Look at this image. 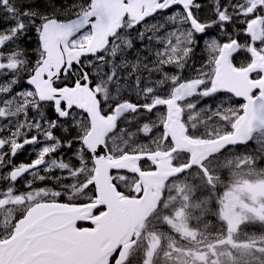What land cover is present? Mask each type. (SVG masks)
I'll return each instance as SVG.
<instances>
[{
    "label": "snow or ice",
    "instance_id": "1",
    "mask_svg": "<svg viewBox=\"0 0 264 264\" xmlns=\"http://www.w3.org/2000/svg\"><path fill=\"white\" fill-rule=\"evenodd\" d=\"M202 10L0 0V264H264V0ZM212 27L224 38L186 76ZM250 142L256 152L232 151ZM26 145L36 158L14 164ZM65 149L67 161L53 155Z\"/></svg>",
    "mask_w": 264,
    "mask_h": 264
},
{
    "label": "rangeland",
    "instance_id": "2",
    "mask_svg": "<svg viewBox=\"0 0 264 264\" xmlns=\"http://www.w3.org/2000/svg\"><path fill=\"white\" fill-rule=\"evenodd\" d=\"M133 35H134V33H133ZM213 37H216V38H219V39H223L224 38L223 35L219 32V30H215V33L214 34L213 33H210V35L208 37H206L204 40H202L204 42H202V43L198 42V44L196 46V49H198L202 54H206L207 55V53L209 51L207 50V47H206V41H208L210 38H213ZM210 55L211 54L208 53V56L209 57H210ZM198 57H200V54L194 52L193 59L190 62V66L187 68L188 70H186V73L191 74V72H193L192 71L193 67L197 68L195 62L198 60ZM200 60H201V58H200ZM126 95L128 96V98H130L133 101H136L137 100V97L135 96V94L129 93V94H126ZM209 101L211 102V104H212L213 107H215L216 105H219V104H221L223 102L219 98H217L215 100L214 99L213 100H209ZM229 102L232 103V101H229ZM108 111L109 110L107 108H105V112H108ZM160 112H162V111H160ZM143 119L146 120L147 118L145 117ZM123 126H124V124L122 123L121 127H123ZM232 151L233 152L239 151L240 153H244V152L254 153V152L257 151V145L255 143H253L252 146H250V147H248L246 149H233ZM257 166L260 167V168H264V160H258ZM224 179H225V183H227L228 182V179H229L227 173H224ZM19 188H21V185L19 186ZM24 189H26L25 186H24ZM224 190H225L224 189V186L221 185L219 187V189H218V192H219L218 195H222ZM210 218H213V217H210ZM162 230H164V231H170L167 228L166 225H165V227H162ZM259 230H260L259 225H247V231H249V232H254V231L255 232H258Z\"/></svg>",
    "mask_w": 264,
    "mask_h": 264
},
{
    "label": "flooded vegetation",
    "instance_id": "3",
    "mask_svg": "<svg viewBox=\"0 0 264 264\" xmlns=\"http://www.w3.org/2000/svg\"><path fill=\"white\" fill-rule=\"evenodd\" d=\"M201 2L203 3L202 15H204V16H211L212 13L209 11V9L212 6V0H201ZM212 28H214V30L215 29L218 30L217 27H212ZM228 31L229 32L232 31V27L231 26L228 27ZM239 39L241 40V42H243L246 38L243 35H241L239 37ZM248 58H249V56H248L247 53L241 52V54H240L239 57L238 56L235 57L234 62H235L236 65H238V64L241 65V64L246 63V61H247ZM58 152H60V151H58ZM63 153H64L63 156H65L64 157L65 159H69L71 157V151L70 150L65 149ZM54 154H56V153H54ZM35 158H36V152L32 151V146H29V147H25L24 149L20 150L18 152V154L16 155V157L13 159V162H16L17 165L20 164V163L28 164V163H31V161L33 159H35ZM0 174H2V173H0ZM25 178L26 179H29V180L32 179L31 176L26 175L24 178H22V180L20 182L23 183L24 180H25ZM19 183H17V189L19 191H23L22 189L19 188V186H18ZM55 183H56L55 181L40 182L41 185H45L46 184L50 188L53 187V185H55ZM218 194H219V192H217V195ZM213 223H216V222H213ZM162 227H165V225L162 226Z\"/></svg>",
    "mask_w": 264,
    "mask_h": 264
},
{
    "label": "trees",
    "instance_id": "4",
    "mask_svg": "<svg viewBox=\"0 0 264 264\" xmlns=\"http://www.w3.org/2000/svg\"><path fill=\"white\" fill-rule=\"evenodd\" d=\"M74 2V0H56V3H57V6L59 7V6H61V5H65V4H71V3H73ZM40 3H41V6H43L45 3H47V0H40ZM66 17H61V19H65ZM8 22H6V21H2V20H0V27H4L6 24H7ZM29 45H31L32 47H34L35 46V38H34V35H33V38L30 40V41H26L25 42V46L27 47V46H29ZM29 51H31V49L29 48ZM198 63L200 64V62L198 61ZM186 70H188V69H186ZM166 71H168L169 73H173V72H175L176 71V69L174 68V67H168L167 69H166ZM191 72V71H190ZM194 73L193 72H191V74H189V73H187L186 74V76H191V75H193ZM215 100V99H217V98H211L210 100Z\"/></svg>",
    "mask_w": 264,
    "mask_h": 264
},
{
    "label": "water",
    "instance_id": "5",
    "mask_svg": "<svg viewBox=\"0 0 264 264\" xmlns=\"http://www.w3.org/2000/svg\"><path fill=\"white\" fill-rule=\"evenodd\" d=\"M239 99H240V98H239ZM79 223H80V224H81V223H86V224H87V222H79Z\"/></svg>",
    "mask_w": 264,
    "mask_h": 264
},
{
    "label": "bare ground",
    "instance_id": "6",
    "mask_svg": "<svg viewBox=\"0 0 264 264\" xmlns=\"http://www.w3.org/2000/svg\"><path fill=\"white\" fill-rule=\"evenodd\" d=\"M69 156V155H68Z\"/></svg>",
    "mask_w": 264,
    "mask_h": 264
}]
</instances>
